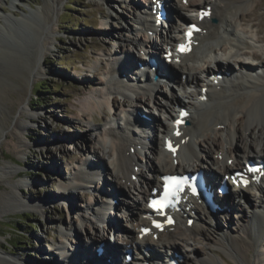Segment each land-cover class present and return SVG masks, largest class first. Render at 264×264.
Returning a JSON list of instances; mask_svg holds the SVG:
<instances>
[{"label":"rangeland","instance_id":"rangeland-1","mask_svg":"<svg viewBox=\"0 0 264 264\" xmlns=\"http://www.w3.org/2000/svg\"><path fill=\"white\" fill-rule=\"evenodd\" d=\"M129 1L132 5H139L143 0ZM254 1L249 9L240 11V15L248 18L249 21L239 20V15L233 19L243 23L241 27L244 28V33L253 38L252 46L255 52L259 53V61H264V0ZM43 8L46 16L38 13V10ZM54 8H56L55 13L52 11ZM190 9L188 7L185 11ZM31 11H36L30 16L32 25L30 27L25 24L19 25L16 20H20L24 14H29ZM249 13H253L251 18L245 16ZM7 14L12 15L13 20L6 22L3 17ZM131 15L129 7L123 5L121 0H62L55 7L53 0H0V26L7 27V31H0V127L5 130L0 138V150L2 149V154L0 151V264L13 258L19 259L21 264H57V255L50 253L48 243L55 241L56 237L59 239L67 237L70 240L66 241V244L71 246L70 243L72 241L75 243L74 238L79 236L76 233H82L84 237L85 229H90V223L83 219L87 215L85 205L91 197L88 189L74 190L75 193L72 195L76 197L74 208L69 204L62 207L54 201V198L58 195L56 190L59 189L62 179L69 178L73 173L81 170L80 158L86 156L95 157L96 161L99 159V153L92 147L98 148L101 145L96 141V134L91 133L93 128L103 127L111 119V115L103 108L91 112L88 104L96 98L100 99V92L105 91L101 83L107 78L105 68L109 66L111 56L118 50V41L116 42L115 36L111 33H115L116 36L132 37L131 35L137 32L134 30L136 24ZM45 21L50 24L48 29H44ZM38 26L44 32L41 38H46L47 35L54 36L51 39L53 46L41 58L39 66L43 73L38 76L32 75L28 81L32 86H29L25 97L21 95V85L25 86L27 83V76L34 69L42 46L44 48L50 46L46 41L41 43L37 34ZM173 30L174 34L179 32V28ZM129 50L131 51L130 48ZM15 56L18 57L17 61L14 60ZM232 67V70L239 72L235 62L232 63ZM259 68L257 72L264 74V66L260 64ZM84 72L92 76H86ZM192 72L200 77L202 75L194 69ZM261 78L264 80V77ZM165 89L168 90V87L161 86L160 93ZM162 96H159V100L164 103L165 99ZM38 97L43 101L37 103L35 99ZM112 97L116 99L115 108L119 112L123 100L117 93L111 94V99ZM22 103L33 117L29 118L19 113ZM173 106L174 104H170L169 111ZM13 115L23 120L28 127L25 131L28 147L20 151L16 150L11 142V138L14 137V123L11 122ZM240 115L232 117V120ZM160 119L165 123L168 121L165 118ZM235 122L239 124L240 135L243 137L240 142L242 149L249 150L248 146L251 142L257 146L261 144L262 141L257 137L262 133V127L250 128L249 130L253 131L251 133L245 128V120L240 123L235 119ZM232 123L231 121L227 124L228 128ZM9 126L11 127L8 128ZM232 132L222 133L214 128L208 134H200L198 141L204 144L210 153L216 154L210 142L211 137H216L224 153L228 152L232 155L233 144L227 142V134L230 136ZM261 147H264V141ZM103 163L105 166L108 164L112 169L109 161ZM5 164H8L10 169L4 168ZM152 175V171L146 169V176ZM108 181L115 184L113 177L108 176ZM12 189L18 190V194L10 195ZM128 190L127 187L126 191ZM248 195L252 205L249 203L239 205L229 216H220L217 222L213 219V215L204 220V226L212 237H217L218 233L226 230L234 234L243 231L244 226L248 224L246 216L254 215L256 212L253 209L255 202L264 200L263 194L256 196L248 191ZM141 197L139 190L134 189L130 198L141 203L143 202ZM25 198L34 203L36 201L39 203L42 199L48 202L52 199V202L43 206L42 210L30 206L18 207L20 200ZM124 210L125 207L118 208V220L127 225L130 215L127 216ZM34 225H37V228ZM97 226L101 232L102 226L99 224ZM67 230L70 231V236ZM190 241L196 250L195 253H187L184 249H179H182L185 255L184 264H206L201 261L205 251H212L222 260V264H238L235 259L230 255L227 256L215 245L212 238L208 239L196 234ZM170 252L167 250V253ZM42 254L46 257L44 260ZM50 254H52L51 260L48 257ZM134 256L136 257L137 254L135 253ZM132 264H137L136 258Z\"/></svg>","mask_w":264,"mask_h":264},{"label":"bare ground","instance_id":"bare-ground-1","mask_svg":"<svg viewBox=\"0 0 264 264\" xmlns=\"http://www.w3.org/2000/svg\"><path fill=\"white\" fill-rule=\"evenodd\" d=\"M61 1L62 0H53L54 7L55 5L57 6L58 2L60 3ZM189 1H190L188 5L189 8L195 6L197 4L196 2H198L196 0H189ZM201 1H204L205 4L213 5L214 8L213 16L217 18V21L212 22L209 19L203 21L204 31L196 35L195 39L197 43L192 49V52L180 56V62L182 63L178 65L180 71H183V74L186 75V78L191 83L194 84L198 83L200 81V77L197 74L190 72L192 68L190 65H186L187 62L197 59L199 62L201 61V65H205V63H209L210 61L211 62L213 61L212 59L213 57H215L214 53H216L219 50L226 53L225 55L222 56L223 57L222 59L225 60V63L220 62V64L221 65L223 64V66L225 65L229 66V69L225 68L226 69L225 72L232 70L233 67L231 66V61H234L237 65H239V67L245 69L243 72L239 71V73L241 74L240 75L236 74L232 79L228 78V75H226L227 74L226 73L225 76L222 78V81H220V83L208 85L209 91L207 93H202L201 90H197L194 94H191L193 96L195 95V98H198V100H196L197 105L192 107L193 113L191 116V124L183 128V132H181L179 136H176V141L177 143L181 144V151L184 150L186 154L189 155L190 158L192 159L193 168L198 167L201 169H206L209 174L211 173L213 167L217 166V168L222 172L229 173V171L233 168L234 163L238 165L242 161H247V159L250 158H258V159L264 158V147H261L262 142L264 141V80H261L262 79L261 77L264 76H262L260 73L256 75L255 74L252 75L251 72L247 71V69L255 70L256 67H258L257 63L251 64L250 62L251 60H255L258 62L259 53L255 52L254 47L252 46V42H251L252 38L248 37L249 38L248 39L246 37L243 31L244 28L242 29L241 27L243 23L241 24L240 22H236L235 19H233V17L239 15V20L241 21L245 20L244 22L249 21L248 18H244V16L242 17L240 15V11L249 9V7H251V5H253L255 1L254 0H200V2ZM170 5H174L172 8H174L175 13H178L182 17V19L184 18L189 21V19L186 18V15L188 14L185 11L187 6L186 4L183 3V0H170ZM134 9H135V18L138 20V23L143 28V30L141 31L143 32V34H141L139 38L138 37L131 38L130 36H127L126 39L122 40L121 42L122 53L125 52L126 47L128 48V46L131 48L134 46L138 47L139 44H152V41L148 37L149 35L147 34L148 29L145 26L146 24L154 25L153 22L151 21L150 16L143 18L142 16L138 15V12L136 11L137 6H134ZM200 9L201 7L196 8L195 11H198ZM43 11L46 13L44 8L38 10V13L44 15L45 13ZM52 11L53 12L56 11V8H54ZM35 12L36 11H31L29 14L28 13L24 14L20 18V20H16V18L14 19L17 21L19 25L25 24L28 25V27H30L32 25L30 16L34 15ZM252 15L253 13L245 14V16L249 18H251ZM3 18H5L6 22L13 20V16L9 14L5 15ZM47 18H49V16H47ZM173 24H174L173 27L179 28L180 31L181 29L180 25L177 23H173ZM49 26L50 24L46 22L44 29L46 28L48 29ZM38 28L39 29H37V34L39 35V39H41V43L43 44L46 41L50 43V46L45 48L44 46H42L39 52V58L34 66V69L31 70L27 76V83L25 84V86L21 85L22 89L20 92L21 95H24L25 97L27 96L29 91V86L31 85V84L29 85L28 81H30L32 75L35 74V76H38L39 74L43 73V70H41L39 66L41 62V58H43L45 54L48 51H50L51 47L53 46V42L51 41V39H53L54 36L50 37L49 35H47L46 38L45 37L41 38L43 37L44 32L39 26ZM4 30L7 31V27H5V25H1L0 31H4ZM169 33L171 35L172 31H169ZM111 34L113 36H116L115 33H111ZM171 40H172L171 37H169L168 39L164 38V41L166 43H171ZM17 58L18 57H16L14 60L17 61L16 60ZM111 59L112 61L110 62V65L105 68L106 69L105 74L107 77L106 81L100 80L101 83L103 84L102 88L105 91L100 92L99 94L101 97V98L99 97L100 99L93 98L94 99L93 102L90 101V103L88 104L89 105L88 108L90 109L91 112L96 111L98 108H103L112 111V107L116 106L115 105L116 99H114L113 97L111 99V94L115 92L121 94L125 102L130 103L128 92L132 89V87H134V85L132 86V84H134L133 83L134 80H132V78L130 79V77L129 79L127 78V80H125L124 78L120 77V75L118 74L120 70L121 72L119 73L124 72L122 67L124 61L118 60L117 56L115 57L112 56ZM258 64H264V61L260 60ZM204 68L210 70L208 66H204ZM139 81L141 82V84H144L145 87L148 86L150 89H145L144 87V90H142L138 94L137 99H139L142 102L146 101L149 103V98L147 97V94L149 91H152V93H155L156 95L160 89L158 87V83L149 84L148 78H145V80L139 78ZM184 86H185L184 83L180 81L179 87L182 89L184 88ZM205 95L207 96L206 101L204 99ZM164 97L167 99V105L165 106L160 104V102L159 104H156L155 101V104L159 105V108L164 113L167 112L170 114L172 112L173 109L169 111L170 104H179V103L184 104V102H182L176 96L174 91L172 92L171 95L165 94ZM19 113L21 115H26L29 118L33 117L31 114H29L28 110L23 105V103L20 106ZM238 114L241 115L235 119H237L239 122L240 121L243 122V120H245L246 130H249L250 128L253 127L254 128L262 127V133L259 135V137L256 136L262 141V142L260 141L261 144L259 146L251 142V144L249 143L250 146H248L250 147L249 150L242 149L240 142H241V138L243 137L242 135H240V128L238 126L239 124L235 122V119L234 121L232 120V117L233 118L237 117ZM158 121L160 128H162V130L159 131L167 132L169 130L168 123L166 124L164 123V121L160 119ZM231 121L233 123L231 124V127L228 128L227 124ZM11 122L14 123L13 124L14 137L11 138L12 146L16 150L18 149L20 151L24 147H28L26 142L27 136L25 134V131L28 129V127L27 124L23 122V120H21L20 118H15L14 115L13 118L11 119ZM125 123H126V128H123V126H121L119 122L109 120L103 127L93 128L94 130L91 133V134L93 133L96 134L95 135L96 141H98L99 144L101 145L98 148L94 146L92 147L95 152L99 153V160L97 161L99 163H95L94 165V167L98 165L101 168L99 173V179H101L100 176L105 175V172H107L110 177L114 178L115 183L119 185V187H121L122 189L128 186L135 187L138 184L139 186H141L140 193L145 201L144 203L143 202L136 203V201H133L128 205L129 211H131L132 221L133 223H135L134 224L135 226L125 228V231L127 233V239H123L124 246L122 247V252L125 248L128 247V245L131 247L130 243L132 242L137 246V249L148 248L151 251L152 250L155 251L153 255H157V256H159L158 252H160L163 249H165V251L166 250L177 251L180 248H182L185 249V252L187 253H195L196 250L192 246L190 240L193 235L197 234V235L205 236L208 239L212 238V241L215 243V245H217L220 249H222V251L227 256L230 255L233 259H235L236 263L238 264H264V251H263V247H264V202L263 201L264 200L261 202L259 201V203L255 202L253 209L256 212L254 215L249 214L246 216V220H247L246 222L248 224L245 223L247 225L244 226L243 231L239 234H234L231 231L226 230L218 233L219 235L217 237L214 236L212 237L208 233V229L206 228V226H204V220L208 219L209 216L213 215L214 216L213 219H215V221L216 220L218 221V215L221 213V211L217 210L216 212H213L210 206L207 205V211H208L207 214H209V216L205 215L204 217L201 214H196V219H195L196 221L192 226L188 224V218L190 217L189 214L192 213L193 209H195L194 207L190 210H187V208L182 210V212L180 213V218L178 223L174 227H169L165 231L161 232L157 240L153 237L152 234L145 236L140 235V233L142 232L140 226L142 223L146 222L145 217L149 213L146 206L148 203L147 197L149 196V188L155 185V183H157L158 178L164 173L179 171V170L185 171L187 168L190 167V164L188 162L183 161L182 159L183 157L181 156V154H175L173 152H169L165 150V142L159 139L157 135L159 133L157 130H155V132H157V134H154L155 141H151V148L149 149L153 153L155 161L152 160L151 158L150 159L147 158V161L152 165L150 171H152L153 173V179H149L148 177L145 176L144 166L140 164V159H138L137 157L138 156L137 140H140L141 137L138 132L135 133L134 131H132V128H130L128 121H125ZM147 124L149 125V123ZM10 127L11 126H9L8 128ZM214 128H217L218 131L222 133L225 132L228 133V131H233L232 135L229 136V134H227V142L229 144H233L232 148L234 153L232 154V152H230L232 155H229L228 152L224 153V149L220 148L219 139L216 137H211L210 142L215 144V149H216L215 152L222 156L221 159L218 158L216 154L210 153L204 147V144L198 141L199 138L198 136L200 134L203 133L208 134V132ZM4 131L5 130L2 127H0V138L3 136ZM249 132L253 133L252 130H249ZM132 148L135 149L133 152H132ZM0 151L2 154V149ZM106 158L109 160V163L112 165V169H110L108 165H106L105 168L101 166V163H103V161H108L106 160ZM230 158L233 159V163H229ZM176 159H178V162H175ZM206 159H208V161ZM79 161H80L79 169L81 170L76 171L69 178H63L62 180L64 182H61L59 184V189H58L61 192L62 190L67 191V194H62V193L61 194L64 199L68 200V204L72 208L75 207L74 201L76 197L75 196L72 197V195H74L73 193H75L74 190L82 189L83 187L82 185L84 184L87 186L92 184V186L98 188V182L96 181V179H94V177L90 178V172H89L90 170L85 169V165H89L90 162L88 158L87 159L80 158ZM136 165H138V170H139L138 172H136V167H137ZM4 168L10 169V166L8 164H5ZM133 174H138L137 181L133 180ZM87 181L90 183H85ZM67 183H69L70 185H68ZM248 191L249 190L243 192L244 198L246 200L245 203H249V205L250 204L252 205V201L250 200V195H248ZM9 193L10 195L11 193H14L16 195L18 194V190L12 189L11 192ZM249 193L252 192L249 191ZM260 193L263 194L264 196V188L260 190ZM94 198H95L94 196L90 197V202L87 204L86 210H91V209L95 210V212L93 213L95 217L99 212V210L104 205L105 198H109L110 199L109 203L113 204L112 197L110 195H102L101 199H98L97 201L93 202ZM235 198L236 197L233 194H230L229 196L225 197L223 202H227V208H225L224 213H229L232 210H237L238 205L245 204V203L237 202ZM15 200L18 201L17 199ZM51 202L52 199L49 200V202L46 201L45 199H42L40 200L39 203L38 201L34 203L32 201L29 202V199L25 198L23 200H20L19 202L20 206L18 207L24 208L30 206L42 210L44 208L43 206L49 205L51 204ZM120 202H123L122 199H120ZM187 205H191V204H187ZM120 207L122 206L118 205V208ZM103 214H106V210L103 211ZM96 226H97L96 223H93L90 229H86V233H85L86 237L81 236L82 238H74L78 243L77 244L78 250L75 254L72 253L70 254L71 258H73V261L75 260L76 264H93L92 261L85 262L86 252H90L91 248L95 244H99L100 242H106L107 247L105 248L106 250L105 256L99 257L97 256L96 253L92 252L91 250L93 255L96 258H98V260H101L102 263H104L106 262L104 257L110 255L112 257V262H114L115 264H120V260L125 264H130L126 260L127 257L126 254L125 255L123 254V256H121V255H116V253H112L111 246L109 244L110 239L106 238V235L104 234L100 235V231ZM86 238L92 241V243L90 244L89 242H86L85 241ZM56 244L58 245V249H59L57 251L59 252V254H61L62 257H64V255H66L65 242L61 241L55 243V245ZM82 244L86 246H82ZM51 253L54 254V252ZM41 256H44L42 257L43 260L46 258L44 254H42ZM77 256H81L82 258L78 259ZM48 257L51 260L52 254L48 255ZM56 257H57V261H56L57 264H68L67 261L62 259L60 260L58 256ZM223 260L226 261V259ZM201 261L206 264H222V260L219 259L218 256H216L212 251H207V252L205 251L202 255ZM38 262L42 263V261H38ZM2 263L21 264L20 260L17 258L15 259L13 258L11 260L7 259Z\"/></svg>","mask_w":264,"mask_h":264},{"label":"snow or ice","instance_id":"snow-or-ice-1","mask_svg":"<svg viewBox=\"0 0 264 264\" xmlns=\"http://www.w3.org/2000/svg\"><path fill=\"white\" fill-rule=\"evenodd\" d=\"M181 48H183V46H181ZM169 195V193H168V191L166 190V192H165V200H166V198H167V196ZM154 204H156V203H158V202H153ZM160 204H161V206H163V201L162 202H159Z\"/></svg>","mask_w":264,"mask_h":264},{"label":"trees","instance_id":"trees-1","mask_svg":"<svg viewBox=\"0 0 264 264\" xmlns=\"http://www.w3.org/2000/svg\"><path fill=\"white\" fill-rule=\"evenodd\" d=\"M35 100H36L37 103H40V102L43 101L42 98H40V97L36 98ZM34 226L37 227V225H34Z\"/></svg>","mask_w":264,"mask_h":264}]
</instances>
